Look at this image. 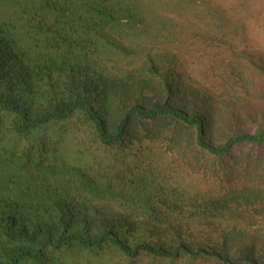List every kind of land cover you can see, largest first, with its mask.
I'll return each mask as SVG.
<instances>
[{
	"label": "trees",
	"instance_id": "obj_1",
	"mask_svg": "<svg viewBox=\"0 0 264 264\" xmlns=\"http://www.w3.org/2000/svg\"><path fill=\"white\" fill-rule=\"evenodd\" d=\"M0 264H264V0H0Z\"/></svg>",
	"mask_w": 264,
	"mask_h": 264
}]
</instances>
